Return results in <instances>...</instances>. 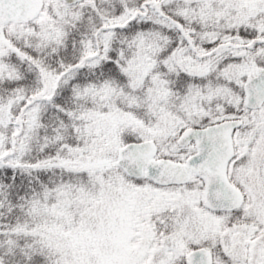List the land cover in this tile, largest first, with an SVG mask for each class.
<instances>
[{"label":"snow or ice","instance_id":"1","mask_svg":"<svg viewBox=\"0 0 264 264\" xmlns=\"http://www.w3.org/2000/svg\"><path fill=\"white\" fill-rule=\"evenodd\" d=\"M0 264H264V0H0Z\"/></svg>","mask_w":264,"mask_h":264}]
</instances>
